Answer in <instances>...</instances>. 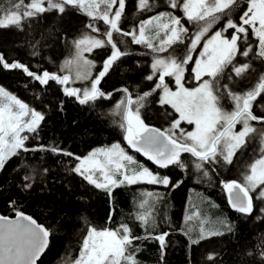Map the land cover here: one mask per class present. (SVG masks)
Listing matches in <instances>:
<instances>
[{
	"label": "trees",
	"instance_id": "obj_1",
	"mask_svg": "<svg viewBox=\"0 0 264 264\" xmlns=\"http://www.w3.org/2000/svg\"><path fill=\"white\" fill-rule=\"evenodd\" d=\"M149 2L155 5L152 10L142 11L138 7L139 0H125L120 27L124 31L135 28L138 35L140 23L158 12L174 11L176 15L183 16L178 9L165 7L164 0ZM5 5L8 6V0H3L0 7ZM247 6L246 0H241V6L234 7L228 15L237 20ZM226 19L227 17L215 24L200 44L223 27ZM94 21L85 10L71 6L66 7L63 14L55 10L45 12L27 19L22 31L14 26L0 28V54L4 55L8 63H21L38 75H42L44 71L68 75L60 67L75 56L73 41L84 35L106 40L104 32L109 26L101 20ZM182 23L189 32L184 37V44L174 45L176 53L181 56L186 50L188 37L198 29L194 22L185 19ZM89 24L100 31L94 32L88 27ZM148 27V34H152L153 27ZM232 31L229 29L225 35L230 36ZM113 39L122 52L129 54L121 56L112 64L108 75H105L98 86L106 94H110V98L101 97L81 104L76 97L68 96L64 91L65 88L82 90L69 75L66 84L53 80L40 84L23 69L0 67V87L44 116L37 132L28 135L26 147L35 149L40 146H59L65 152L73 154L69 157L50 151H20L19 155L7 159L3 170H0V215L15 217L17 212H23L49 230L50 245L38 264H71L79 255L89 226L116 229L121 224L129 225L132 234L140 237L135 241L138 264H264L259 255V249L264 247V213L258 211L264 207V201L254 199L251 215L232 210L223 187L224 183L233 180L244 182L247 165L259 156L258 141L253 140L237 152L232 164H227L218 157L219 163L204 164L202 169L195 167L197 158L190 153H181V160L186 167L169 165L161 168L141 152L134 150L124 138L127 133L121 127L123 120L121 115L116 114V105L127 95L123 91L126 87L134 100L138 93L150 90L156 82L147 81L144 77L151 74L153 58L156 55L166 57L168 53H154L144 44L133 43L131 36L113 33ZM249 43L254 45L255 52L258 41L251 33ZM110 47L106 44L96 51L101 55L96 74L102 70L104 61L110 56ZM196 53L197 49L193 60ZM261 64L249 73L255 81L245 84L250 87L256 85L259 76L264 74V62ZM186 69L185 76L194 79L193 63H189ZM170 80V77L165 78L166 83ZM225 83L229 82L220 80L221 85ZM230 87H233L232 84ZM160 95L162 92L157 90L144 101L140 116L149 127L167 132L178 114L170 105L159 103ZM227 106L229 109L233 108L228 102ZM135 108L136 105H133V110ZM253 112L257 115L261 113L257 107L253 108ZM253 123L260 125L258 122ZM180 126L185 132L192 128L186 123H181ZM175 133L177 137L181 136L179 128ZM109 144H119L127 154L135 159L137 157L136 160L143 162L150 171L168 177L170 184H125L112 188L109 194L72 171L78 163L75 157H85L93 148L109 147ZM33 169L36 170V179L30 189H24L22 176L31 174ZM205 171L207 175H204ZM149 193L152 195L149 196ZM145 200L149 203L141 208L140 204ZM146 211L155 217V228L150 222L146 229L136 218ZM201 228L207 236L205 239H200ZM213 230L224 234L208 236ZM162 232L168 233L163 259L159 241L154 239ZM198 239L199 243L192 242ZM209 255H215V260L210 261Z\"/></svg>",
	"mask_w": 264,
	"mask_h": 264
},
{
	"label": "snow or ice",
	"instance_id": "obj_2",
	"mask_svg": "<svg viewBox=\"0 0 264 264\" xmlns=\"http://www.w3.org/2000/svg\"><path fill=\"white\" fill-rule=\"evenodd\" d=\"M246 2L247 8L241 12L237 20H234L228 12L234 7L239 8L241 0H165V7L178 9L183 16L169 11L158 12L140 23L137 35L135 28L132 31H124L120 27L125 0H28L27 3L25 0H8V6L0 7V28L14 26L22 31L27 19L53 10L63 14L68 6L85 10L93 20L99 19L108 25V29L104 32L106 40L84 35L73 41L76 56L74 60L67 61L66 65L75 64L76 78L91 79V85L90 88L83 90L65 88L64 91L67 95L76 97L81 104L101 97L110 98V94H106L98 86L112 64L121 56L129 54L126 51L122 52L117 46L113 33L131 36L133 43L144 44L154 53H168L166 57L154 56L151 74L144 77L147 81H156L153 87L143 94L138 93L135 100L125 88L123 91L127 95L116 105V114L122 116L121 127L126 130L125 138L128 145L137 152H142L161 168H167L169 165L186 167L181 160V153H190L197 158L195 167L202 169L204 164L219 163L218 157H221L223 162L232 164L237 152L253 140L258 141L259 156L247 165L248 171L244 174V182L233 180L223 185L232 207L241 213L251 215L254 199L264 201V111L259 115L253 112L254 102L264 109V104L257 100L258 97L264 99V74L259 76L254 87L242 91H235L230 84H235L233 73L235 77L246 79V74L254 71L251 61H236L237 56L247 58L252 54L254 59L264 62V0H246ZM0 4H3V0H0ZM154 6L149 0H139L138 7L142 11H151ZM225 17L227 19L223 27L213 32L201 46V40L207 36L210 29ZM185 19L196 23L198 29L189 37L186 50L181 56L176 53L174 45L185 43L184 37L189 32L182 23ZM146 25H153L152 34L146 33ZM88 27L94 32L100 31L92 24ZM229 29L233 31L230 36H225ZM250 33L258 41L255 52L254 45L249 43ZM106 44L111 46V54L104 61L102 70L95 77H90L88 69L94 66V63L85 58L84 53L104 47ZM198 47H202L198 54L199 59L193 60V54ZM169 49L172 51L169 52ZM189 63L194 64L192 73L194 79L198 81V85L192 88L185 87L184 82V73ZM0 67L23 69L28 76L41 84H47L49 80L60 84L69 81L68 75L60 76L47 71L38 75L23 64L8 63L3 54H0ZM166 77L174 79L175 91L165 82ZM221 79L229 83L221 85ZM157 90L162 92L159 103L170 105L179 113V117L173 121L167 132L149 127L140 116V108L144 106V101ZM0 96L7 97L12 102L0 105V170H3L7 159L19 155L20 151H50L73 156L59 146H40L35 149L26 147L28 136L21 133L37 132L44 116L30 109L27 104L2 87H0ZM225 100L233 105L232 110L226 109ZM133 105H136L135 110ZM181 121L195 127L190 132L181 130V136L177 137L175 130L180 127ZM252 122H258L261 127L254 126ZM237 124L242 125L239 131H235ZM98 155L103 156V159L97 158ZM75 159L79 163L72 168V171L96 188L108 191L109 194L112 188L125 184L133 185L140 182L160 183L164 186L170 184L168 177L153 173L147 167L130 170L128 164L135 161L118 144L113 145L111 149H98L88 157H75ZM44 172H47V169H44ZM35 173L36 170L33 169L31 174L22 176L24 189L32 187L36 179ZM204 175H207L206 171ZM147 204L148 201L145 200L140 207L144 208ZM258 211L264 213V207L259 208ZM17 217L16 220H10L0 216V264H36V260L47 247L49 230L23 212H17ZM136 218L146 229L150 222L153 228L156 226L155 217L151 212L140 213ZM223 234L213 230L208 236ZM167 235L168 233L162 232L154 237L161 246V259H163ZM199 235L200 239L207 238L203 228L200 229ZM139 239V236L132 234L127 224H121L116 229L107 227L97 229L89 226L79 255L71 264H138L135 255L138 248L135 246V241ZM192 242L199 243V239ZM259 255L264 260V247L259 249ZM208 259L215 260V255H209Z\"/></svg>",
	"mask_w": 264,
	"mask_h": 264
},
{
	"label": "rangeland",
	"instance_id": "obj_3",
	"mask_svg": "<svg viewBox=\"0 0 264 264\" xmlns=\"http://www.w3.org/2000/svg\"><path fill=\"white\" fill-rule=\"evenodd\" d=\"M113 11H115V9H113ZM99 20V19H98ZM103 22V21H102ZM108 26V25H107ZM148 26H152L153 27V25H146L145 27H146V33L148 34V30H149V27ZM153 29H154V27H153ZM211 30V29H210ZM226 36V35H225ZM228 36V35H227ZM210 37V36H209ZM96 38H98V37H96ZM208 38V37H207ZM206 38V39H207ZM206 39H205V41H206ZM251 40V39H250ZM205 41H204V43H205ZM203 43V44H204ZM203 44H201V46L203 45ZM102 48V47H101ZM100 48H94L91 52H85L84 53V56H85V58H87L88 60H91V61H93V63H94V66H92V67H90L89 69H88V72H89V76L90 77H95L96 75V69H97V66H98V64H99V61H100V57H101V55H99L96 51L97 50H99ZM202 50V47H198L197 48V53H196V55L194 56V60H196V59H199V52ZM75 56H76V53H75ZM75 56L74 57H72V58H70V59H68V60H66L62 65H61V67H60V70L62 71V72H65V73H67L69 76H71V78H72V81L74 82V83H76V84H78L81 88H82V90L83 89H85V88H90V85H91V79H77L76 78V73H77V67H76V65L75 64H72V65H66V62L67 61H69V60H74V58H75ZM236 61H240V62H248V61H251V64H252V68L253 69H257V67L258 66H260V65H262L261 63H263V62H261L259 59H254L253 57H252V54H250V56L249 57H247V58H245V57H241V56H239L237 59H236ZM236 61H234V62H236ZM66 65V66H65ZM63 67V68H62ZM193 68H194V64H193ZM95 69V70H94ZM81 71H83V69H81ZM186 71H187V69H186ZM185 71V72H186ZM94 72V73H93ZM187 77L185 76V73H184V82H185V87H189V88H192V87H195V86H197L198 85V81H196L195 79H190V78H187ZM194 78V77H193ZM170 82L168 83V85H169V87L170 88H172V90L173 91H175L176 90V85H175V82H174V79L172 78V77H170ZM204 79H208V77H204ZM233 79H235L234 81H235V84H232V86H233V88H234V90L235 91H242V90H244V89H246V88H251L250 86H249V84H245L246 82H250L251 80H252V82L254 81V78H253V76L252 75H249V74H246V79H241V78H239V77H235L234 75H233ZM87 81V82H86ZM192 82V83H191ZM253 87V86H252ZM6 91V90H5ZM6 92H8V91H6ZM9 93V92H8ZM12 95V94H11ZM14 96V95H13ZM16 97V96H15ZM17 98V97H16ZM18 99V98H17ZM257 100L261 103V104H264V99H261V97H258L257 98ZM227 100H225L224 101V104H225V107H226V109L227 110H231V109H229V107L227 106ZM12 102L7 98V97H3V96H0V105H3V104H11ZM24 103V102H23ZM228 103H230V102H228ZM255 107H257V109L259 110V111H264V109H262V108H260V107H258L257 106V103L256 102H254L253 103V108H255ZM30 108V107H29ZM31 109V108H30ZM175 110V109H174ZM36 111V110H35ZM177 113V112H176ZM178 114V117H179V113H177ZM25 119H27V118H25ZM41 123V122H40ZM181 123H186L185 121H181ZM180 123V124H181ZM253 123V122H252ZM187 124V123H186ZM40 125V124H39ZM187 125H189V124H187ZM253 125L254 126H256V127H261V125H255L254 123H253ZM189 126H192V128H191V130H189V131H186V132H190V131H193L194 130V125H189ZM242 128V125L241 124H239V126H238V128H235V131H239L240 129ZM179 129H180V135H181V130H183V128L180 126L179 127ZM185 132V131H184ZM30 134H32V133H29V132H27V131H25V132H22L21 133V135H30ZM117 145V144H116ZM119 145V144H118ZM113 146H109V147H103V148H98V149H111ZM121 147V146H120ZM122 148V147H121ZM98 149H95V150H93L92 152H90L89 154H87L85 157H88L91 153H93V152H95V151H97ZM133 149H135V148H133ZM129 155V154H128ZM131 156V155H130ZM81 158H84V157H81ZM97 158H99V159H103V156H99L98 155V157ZM133 160L135 161V163H131V164H128V162H125L126 164H128V168L131 170V169H133V168H139V167H145V165H144V163L143 162H139L138 160H136L134 157H133ZM79 163V162H78ZM77 163V164H78ZM150 170V169H149ZM99 175V173H97V176ZM118 179H119V177H117ZM241 183V182H240Z\"/></svg>",
	"mask_w": 264,
	"mask_h": 264
},
{
	"label": "bare ground",
	"instance_id": "obj_4",
	"mask_svg": "<svg viewBox=\"0 0 264 264\" xmlns=\"http://www.w3.org/2000/svg\"><path fill=\"white\" fill-rule=\"evenodd\" d=\"M165 1V0H164ZM28 2V1H27ZM131 2V1H130ZM5 3V2H4ZM6 6V5H5ZM168 9V8H167ZM154 11V10H153ZM152 11V12H153ZM79 12V11H78ZM147 12V11H146ZM170 12V11H169ZM174 12V11H173ZM144 13V12H143ZM129 17V16H128ZM96 21V20H95ZM94 21V22H95ZM98 22V21H97ZM87 23V22H86ZM95 24V23H94ZM191 24V23H190ZM87 25V24H86ZM106 25V24H105ZM103 26H104V24H103ZM107 26V25H106ZM134 26V25H133ZM26 27V26H25ZM130 27V26H129ZM107 28V27H106ZM108 29V28H107ZM123 29V28H122ZM20 31V30H19ZM103 32V31H102ZM29 34V33H28ZM189 38V37H188ZM118 46V45H117ZM111 48V47H110ZM136 51H138V50H136ZM131 52V51H130ZM142 52V51H141ZM132 53V52H131ZM135 54V53H134ZM156 55V54H155ZM149 57V56H148ZM142 63V62H141ZM21 64V63H20ZM66 66V65H65ZM46 68V67H45ZM63 68V67H62ZM38 69V68H37ZM54 69V68H53ZM30 70V69H29ZM95 70V69H94ZM146 70V69H145ZM31 71H33V70H31ZM43 71V70H42ZM35 72V71H34ZM54 72V71H53ZM56 72V71H55ZM38 73V72H37ZM51 73V72H50ZM94 73V72H93ZM54 74V73H53ZM108 75V74H107ZM61 76V75H60ZM187 79V78H186ZM255 79V78H254ZM33 80V79H32ZM235 80V79H234ZM255 81V80H254ZM87 82V81H86ZM156 82V81H155ZM152 83V82H151ZM192 83V82H191ZM253 83V82H252ZM41 84V83H40ZM120 87V86H119ZM133 87V86H132ZM152 87V86H151ZM126 88H128V87H126ZM139 88V87H138ZM144 88V87H143ZM122 90V89H121ZM108 91V90H107ZM111 91V90H110ZM117 91V90H116ZM129 91V90H128ZM108 93V92H107ZM64 94V93H63ZM120 94V93H119ZM16 95V94H15ZM69 96V95H68ZM63 97V96H62ZM61 97V98H62ZM158 98V97H157ZM150 100V99H149ZM77 103V102H76ZM63 104V103H62ZM146 104V103H145ZM87 106H89V105H87ZM30 107V106H29ZM109 107V106H108ZM171 112V111H170ZM173 112V111H172ZM141 113V112H140ZM172 115V114H171ZM117 120H118V118H117ZM150 121V120H149ZM148 125V124H147ZM168 125V124H167ZM162 127V126H161ZM121 128V127H120ZM124 128V127H123ZM119 134V133H118ZM125 134V133H124ZM125 138V137H124ZM124 141H125V139H123ZM116 142H119V141H116ZM107 144V143H106ZM127 144V143H126ZM125 144V145H126ZM110 145V144H109ZM111 146V145H110ZM100 147V146H99ZM94 150H95V148H93ZM92 149V150H93ZM91 150V151H92ZM135 150V149H134ZM142 156V155H141ZM65 158V157H64ZM61 159V158H60ZM136 159H137V157H136ZM148 159V158H147ZM139 161V160H138ZM140 162V161H139ZM141 163V162H140ZM191 163V162H190ZM148 164V163H147ZM216 168V167H215ZM192 170V169H191ZM242 170V169H241ZM115 188V187H114ZM154 193V192H153ZM190 200V199H189ZM113 202V201H112ZM149 203V202H148ZM112 204V203H111ZM190 204V203H189ZM190 207V206H189ZM111 209V208H110ZM186 210H187V207H186ZM113 211V210H112ZM189 211H190V209H189ZM192 211H193V209H192ZM191 211V212H192ZM201 213V212H200ZM201 216H202V214H200ZM194 218H195V216H194ZM202 218V217H201ZM224 219V218H223ZM186 221H188V220H186ZM190 221V220H189ZM188 221V222H189ZM194 225V224H193ZM129 226V225H128ZM195 228V227H194ZM132 230V229H131ZM195 230H196V228H195ZM137 246V245H136Z\"/></svg>",
	"mask_w": 264,
	"mask_h": 264
},
{
	"label": "water",
	"instance_id": "obj_5",
	"mask_svg": "<svg viewBox=\"0 0 264 264\" xmlns=\"http://www.w3.org/2000/svg\"><path fill=\"white\" fill-rule=\"evenodd\" d=\"M151 128H156V127H151ZM156 129H158V128H156ZM226 192H227V190H226ZM227 197H228V193H227ZM228 204H229V206H230V208L232 209V210H236L235 208H233L232 207V205H231V202L229 201V198H228ZM26 216H29V215H27V214H25ZM5 217V216H4ZM8 219H10V220H16L18 217H17V215L15 216V217H7ZM33 218V217H32ZM34 219V218H33ZM35 220V219H34ZM37 223H38V221L37 220H35ZM39 224V223H38ZM41 225V224H40ZM43 226V225H42ZM44 227V226H43ZM50 233V232H49ZM49 245H50V235H49V237H48V244H47V247L44 249V251L41 253V255L39 256V258L36 260V264H38L39 263V261L41 260V258H42V256L46 253V251H47V249H48V247H49Z\"/></svg>",
	"mask_w": 264,
	"mask_h": 264
},
{
	"label": "flooded vegetation",
	"instance_id": "obj_6",
	"mask_svg": "<svg viewBox=\"0 0 264 264\" xmlns=\"http://www.w3.org/2000/svg\"><path fill=\"white\" fill-rule=\"evenodd\" d=\"M231 110H232V108H231ZM238 126H239V124H237L236 126H235V128H238ZM142 153V152H141ZM143 154V153H142ZM151 161V160H150ZM153 162V161H152ZM154 163V162H153ZM155 164V163H154ZM157 165V164H156ZM159 166V165H158ZM1 216V215H0Z\"/></svg>",
	"mask_w": 264,
	"mask_h": 264
}]
</instances>
